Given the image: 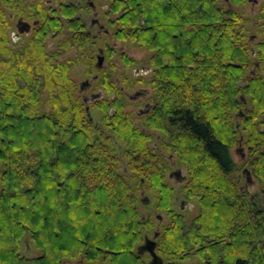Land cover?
Returning <instances> with one entry per match:
<instances>
[{
	"label": "trees",
	"instance_id": "16d2710c",
	"mask_svg": "<svg viewBox=\"0 0 264 264\" xmlns=\"http://www.w3.org/2000/svg\"><path fill=\"white\" fill-rule=\"evenodd\" d=\"M22 1L0 0V264H148L137 248L156 233L165 264H264V9L244 18L249 0H229L233 9L222 0H107L116 40L149 53L162 108L146 122L188 172L183 192L198 213L187 221L173 206L165 157L152 156L154 137L134 115L100 112L108 138L95 129L96 104L88 117L72 73L91 77L95 49L75 13L27 15ZM19 16L39 25L15 49ZM65 31L48 51L47 36ZM239 144L242 165L231 153ZM246 169L256 193L241 188ZM145 187L166 224L142 213ZM31 242L41 256L21 254Z\"/></svg>",
	"mask_w": 264,
	"mask_h": 264
},
{
	"label": "flooded vegetation",
	"instance_id": "af4514ba",
	"mask_svg": "<svg viewBox=\"0 0 264 264\" xmlns=\"http://www.w3.org/2000/svg\"><path fill=\"white\" fill-rule=\"evenodd\" d=\"M22 4L25 11L23 13L27 15L39 12L47 18H52L63 17L61 14L64 10L75 13V19L80 27H83V31L86 34L85 39L88 46H93L95 49L93 74L89 78H84L78 85V93L86 108L96 104L97 108L94 110L95 116H97V120H94L95 129L101 128V132L106 133V138L111 135L109 123L108 125H103L98 120L100 112L107 110L109 115H111L115 110L125 109L130 114L134 113V122L141 127L145 134L154 137V140L149 139L151 141L149 148L152 156L158 159L165 157L164 163L166 168H168L166 180L171 185V188L174 189L173 206L182 214L193 212L191 209L196 208L195 201L188 198L183 192V187L188 181L187 170L177 162L175 154L170 151L172 148L170 143H168L169 139H164L165 135L163 133H157L149 126L150 123L146 122L147 118L158 113L157 109L162 108L161 100L153 88V69L147 62H143L134 68H129L124 62L119 60L117 53H125L129 56L130 54L127 51L128 45L116 40L114 32L115 16L111 14L107 0H23ZM12 19L13 30L10 33V40L12 47L19 49L32 39L39 21L31 20L25 16L13 17ZM40 34H48V29ZM67 35L70 36L65 31L60 35L52 33V35L47 36L45 42L47 50L55 49ZM61 57L67 58L65 56ZM117 68L119 70L118 75L115 73ZM73 74L74 72L72 76ZM100 81L104 84L102 88L99 86ZM85 82L88 83L81 90V85ZM116 87L120 92H117ZM123 105H125V108ZM239 147L237 152H243V145L239 144ZM242 159V162L245 163L248 161V156L244 155ZM242 176L245 177V181L243 184L241 183V188L250 190L255 181L252 177L250 181H247L245 172ZM143 196L145 197L144 189L141 192L142 203L145 207L151 206L149 198H143ZM156 221H158L159 225L167 223L164 215L158 216ZM144 256L149 257V263L151 260L150 255L144 254Z\"/></svg>",
	"mask_w": 264,
	"mask_h": 264
},
{
	"label": "rangeland",
	"instance_id": "374dc122",
	"mask_svg": "<svg viewBox=\"0 0 264 264\" xmlns=\"http://www.w3.org/2000/svg\"><path fill=\"white\" fill-rule=\"evenodd\" d=\"M222 1H223L222 2V6L223 7H225V8L230 7V5L228 4V2H225L224 0H222ZM230 8L233 9V7H230ZM263 9H264V0H256L255 2L249 0V3L246 4L244 7L240 8L239 10L243 13L244 18H249V17L255 16L257 14H261V12H262ZM253 27H254V29L252 30V33H250L251 36H254V35H256L258 33V31L255 28V26H253ZM254 37H257V36H254ZM52 43H54V42H52ZM127 49H128L127 51L129 52L130 56L132 58H134L135 60H137L138 65L141 64V63H143V62H147V57H148L149 53L146 50L141 49L139 47H133L132 45H128V48ZM115 73H116V75L119 74L118 68L116 69ZM84 78L85 77L83 76L82 71L77 68L74 71V74H73V80L77 84V91H78V85H80V82L83 81ZM87 107H89V106H87ZM89 113H90V107H89ZM239 148H240L239 146L233 147L232 150H231V153H232V156H233L235 162L238 165H242L243 164L242 157H244V155H247V147L244 145V150H243V152L241 151V153H238L237 152V150ZM176 160L178 162V159H176ZM183 168H185V167H183ZM0 172H1V168H0ZM244 181H245V177L242 178V182L243 183H244ZM250 188H251L250 191L252 193H256V192L259 191V185H258L257 182H255ZM144 191H145V197L149 198L150 205L151 206H148V207L143 206L141 208V211H142V213L145 216L151 217L156 222V218L158 216H160V215H163L162 213L155 212L156 211V209H155V203H156L157 194H156V192L154 190L150 189V187H145L144 188ZM145 197L143 196V198H145ZM194 203L196 205V208L195 209L194 208L191 209L193 212H186L185 214H183L185 216V218H186L187 221H191L196 216V214L198 213L197 202L195 201ZM149 238L152 239L153 238V234H151L149 236ZM21 254L23 256H27V257H39L43 253H42L41 250L37 249L36 246L31 242V244H25V245H23V248L21 250ZM63 264H75V263H72V262H64ZM191 264H198V263H197V261H194Z\"/></svg>",
	"mask_w": 264,
	"mask_h": 264
},
{
	"label": "water",
	"instance_id": "95a60500",
	"mask_svg": "<svg viewBox=\"0 0 264 264\" xmlns=\"http://www.w3.org/2000/svg\"><path fill=\"white\" fill-rule=\"evenodd\" d=\"M225 2H228L229 0H224ZM251 1H256V0H251ZM29 25V24H26ZM88 82H85L81 85V90L83 89L84 85L87 84ZM87 111V115L88 117H90V113H89V107L86 108ZM92 121V119H91ZM244 172L246 173V179L247 181H250L251 179V173L246 169L244 170ZM158 233H156L155 237L153 239H149L146 238L144 243L142 245H140L137 248V252L139 255H144V254H149L151 257V260L149 261L148 264H165L163 258H161L158 254H157V242H156V238L158 237L157 235Z\"/></svg>",
	"mask_w": 264,
	"mask_h": 264
}]
</instances>
